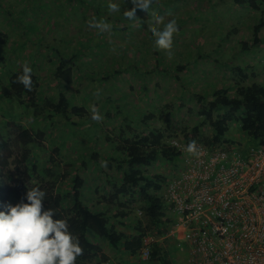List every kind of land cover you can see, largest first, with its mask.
<instances>
[{
    "label": "rangeland",
    "instance_id": "374dc122",
    "mask_svg": "<svg viewBox=\"0 0 264 264\" xmlns=\"http://www.w3.org/2000/svg\"><path fill=\"white\" fill-rule=\"evenodd\" d=\"M231 1L156 0V3L169 2L167 4L171 5L163 6L159 11L154 5L148 15L138 13L135 24L116 19L119 28L122 24L128 28L113 33L112 26L107 32L91 27L93 22L101 20L94 18L92 9L81 4L75 6V2L71 3L76 7L69 10L71 14L66 11L64 16L57 17L58 11L71 6L68 0H0V85L6 84L9 70H18L23 64H34L40 81L38 92L41 100L54 99L57 92L51 77L53 66L45 58L46 48L62 46L72 53L74 48L79 49L78 41H82L86 47L77 55L81 72L74 75L72 85L65 88V92L71 96L73 104L85 106L90 115V122H83L80 126H61L56 117L47 121L35 116L32 110L0 103V134L10 140L6 171L10 181L6 183L17 188L20 178L16 162L22 148L16 141L17 130H40L45 134L44 140L33 151L40 157L38 168L49 172L41 178L47 181L52 174V178L58 179L57 193L69 191L71 180L79 171L84 181L82 199L92 211L116 216L111 219L112 224L127 236L135 233L133 228L138 223L147 227L139 195L134 198L121 196L120 202L124 205L120 208L103 199L110 193L111 184L122 180L115 161L122 158L117 150L120 141L133 135L128 128H137L139 133L162 129L166 136H172L167 143L183 151L187 145L182 130L188 134L203 120L196 116L198 105L188 99L189 95L209 97L212 91L221 88H228L233 95L238 76L232 68L238 66L248 76L243 85L255 81L264 85V27L258 34L261 44L251 52H241L237 47L240 41L252 43L253 28L264 20V16L247 6L230 4ZM110 2L122 4V0H104L103 6L99 7L102 13ZM126 9L129 11L127 6L123 7V11ZM105 14L119 15L109 9ZM157 17H163L164 23L175 19L180 27L173 37L170 54L164 50L156 53L154 38L149 37L150 28L163 27L156 24ZM226 36L230 39L222 44L221 40ZM136 48L142 51L139 56L145 64L136 60ZM226 62L233 67L224 66ZM182 66L184 69H177ZM118 70L120 73H116L112 80L102 81L109 73ZM162 71L166 73L161 74ZM94 80L97 84L92 83ZM94 85L97 86L96 92ZM93 105L102 120L91 119ZM9 108L12 121L4 113ZM150 114L154 119L143 124L142 120ZM204 131L202 127L200 133L204 134ZM226 138L232 142L242 140V133L234 122L229 124ZM142 171L148 179L175 174L172 164L162 159ZM162 183L156 194L163 198ZM10 204L15 205L16 202ZM101 246L111 260L106 264H149L141 253L132 257L113 252L106 242H101ZM167 254L174 264H179L177 253L169 250Z\"/></svg>",
    "mask_w": 264,
    "mask_h": 264
},
{
    "label": "trees",
    "instance_id": "16d2710c",
    "mask_svg": "<svg viewBox=\"0 0 264 264\" xmlns=\"http://www.w3.org/2000/svg\"><path fill=\"white\" fill-rule=\"evenodd\" d=\"M68 1L70 4L75 2V6L81 4L86 9H92L95 14L94 18L99 20L103 18L111 24L113 33L125 31L128 28L123 26V24L122 28H119V23L116 19H119V22H128L123 16V7L127 6L129 12H131L133 9L128 5L130 2L122 0L119 15H107L105 14L108 9L107 6L104 8L105 12L103 13L99 9L101 5L103 6L104 0H99L96 3V0ZM231 2L230 4H238L244 8L247 6L254 11H260L261 15L264 16V0H232ZM167 3H156L155 9L159 11L163 6L171 5ZM68 6V9L58 11L57 17L64 16L66 11L71 14L69 10L76 8L73 4ZM151 10L153 11V8ZM263 27L264 20L254 26L251 44L241 41L237 44L241 52L249 53L261 44L258 34ZM26 29H29V27H26ZM149 35V37L152 36L151 32ZM228 39H230L228 36L222 39V44L227 42ZM77 44L79 49L74 48L72 53H69L67 49L61 48L62 46L52 49L46 48L45 58L53 66L51 77L57 92V96L54 99L41 100L40 92H38L40 81L35 65L27 64L33 69L32 90L28 91L22 84L16 82V78L22 74V65H20L18 70H9L10 73L7 75L6 84L0 85V103L7 104L10 107H21L28 111L32 110L35 116H41L47 121L56 117L61 126H80L83 122H90L87 108L73 104L71 96L65 92V88L72 85L74 75L77 72H81L77 55L79 50L84 49L86 46L82 41H78ZM96 46L101 47V45ZM157 50L155 48L156 53L158 52ZM134 53L136 60L145 64V61L143 63V60L140 59L142 56H139L142 55V51L136 48ZM224 66L233 67L230 62H226ZM177 69L184 68L182 66ZM232 69V72L238 76L237 81L235 79L233 95H230L228 88H221L212 91L209 97L203 94L188 96V99L194 100L198 105L196 116L201 117L203 120L200 124L195 125L188 134L185 129L182 130L185 145L194 140L196 145H201L208 149L230 147L240 142L264 148V85L256 81L243 85L242 82L248 78L244 69L241 66ZM115 71H110L112 73L102 78V81H110L116 73H120V70ZM162 73L166 72L162 71ZM137 74L135 75L139 77ZM92 83L97 84L95 80ZM94 87L96 92L97 86L94 85ZM9 110L11 109L5 110L4 113L12 121V112ZM151 119H154L153 114L143 119L142 123L147 124ZM233 122L238 125L242 133V140L238 142H232L226 138L229 124ZM202 127L206 130L203 132L204 134L200 133ZM128 129L133 135L120 141L121 143L117 146V150L122 155V158L115 161L117 169L121 171L122 180L120 183L111 184L110 193L103 199L109 204L115 203L120 208V206L124 205L120 202L121 196L134 198L139 195V200L143 205L141 206L143 214L148 221L147 227L138 223L133 228L135 233L127 236L118 232L112 224L111 219L116 216H109L105 212L92 211L82 199L84 181L79 171L74 174L69 191L57 193L56 184L58 179L52 178V174H49L47 181L41 178L49 172L45 168H38L40 157L33 151V148L41 146L43 143L45 134L40 130L33 132L27 129L17 130L16 141L22 148L20 159L16 162V171L19 175L18 177H20L17 188H11L12 186L6 183L9 180L6 177V171L8 169V158H10V140L4 134H0V205L10 204L11 202L19 203L21 200H25L27 190L39 187L46 192V198L43 202L44 208L54 209L58 218L67 219L70 230L80 239L84 256L77 261V264H106L111 262L109 257L104 254L101 242H106L113 252L132 257L138 256L144 249V238L153 235L155 230L156 234L154 235H164V228L166 227V222L163 220L164 213L162 212L164 202L162 201V196H157L156 194L161 188L160 183L163 181L164 176H155L152 179H148L142 169L149 168L158 159L173 164L179 160L183 152L177 146H171V144L167 143L170 141L169 139H172V136H166L162 129L149 130L148 132L141 131L140 133L136 132L137 128ZM51 160V157H49L48 161L51 162ZM30 163L34 164L31 165ZM152 229L155 230L152 231ZM149 249V256L146 260L149 264H174L159 244L154 243ZM140 255L142 257V254Z\"/></svg>",
    "mask_w": 264,
    "mask_h": 264
},
{
    "label": "built area",
    "instance_id": "2783aa9c",
    "mask_svg": "<svg viewBox=\"0 0 264 264\" xmlns=\"http://www.w3.org/2000/svg\"><path fill=\"white\" fill-rule=\"evenodd\" d=\"M248 144L182 151L162 183L165 234L144 238V259L155 243L179 264H264V148Z\"/></svg>",
    "mask_w": 264,
    "mask_h": 264
},
{
    "label": "clouds",
    "instance_id": "9594fccd",
    "mask_svg": "<svg viewBox=\"0 0 264 264\" xmlns=\"http://www.w3.org/2000/svg\"><path fill=\"white\" fill-rule=\"evenodd\" d=\"M155 4L156 0H130L133 10H124L123 16L129 23L135 24L137 14L148 15ZM108 9L112 13L121 12V6L114 2L108 4ZM156 24L163 27L149 29L154 38V47L170 54L173 37L179 32L177 22L173 19L164 23L163 17H157ZM90 26L100 32L111 30V25L103 20L95 21ZM32 74L33 69L23 64L22 74L16 78V82L31 91ZM91 113L93 121L102 120L95 105L92 106ZM186 150L193 155L199 154L194 140L186 146ZM45 198L44 190L33 187L27 190L26 202L21 200L15 205H0V264H77L84 256L80 239L70 230L68 220L58 218L54 209H45ZM162 248L168 252L163 246Z\"/></svg>",
    "mask_w": 264,
    "mask_h": 264
}]
</instances>
